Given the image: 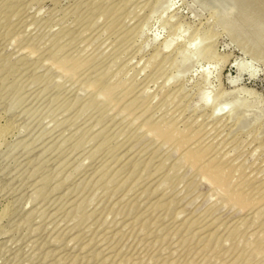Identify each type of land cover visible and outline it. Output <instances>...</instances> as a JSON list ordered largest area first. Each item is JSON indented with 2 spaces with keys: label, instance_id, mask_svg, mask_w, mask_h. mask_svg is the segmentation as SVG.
I'll return each mask as SVG.
<instances>
[{
  "label": "rangeland",
  "instance_id": "374dc122",
  "mask_svg": "<svg viewBox=\"0 0 264 264\" xmlns=\"http://www.w3.org/2000/svg\"><path fill=\"white\" fill-rule=\"evenodd\" d=\"M0 125V264H264V0H0Z\"/></svg>",
  "mask_w": 264,
  "mask_h": 264
},
{
  "label": "bare ground",
  "instance_id": "6f19581e",
  "mask_svg": "<svg viewBox=\"0 0 264 264\" xmlns=\"http://www.w3.org/2000/svg\"><path fill=\"white\" fill-rule=\"evenodd\" d=\"M61 61H63V60H61ZM61 63H63V62H61ZM63 65V64H62ZM105 74V73H104ZM106 75V74H105ZM99 86V85H98ZM5 127V126H4ZM4 127L3 126H1L0 125V137L3 135V133H4V130H6V129H4ZM6 128V127H5ZM10 130V129H9Z\"/></svg>",
  "mask_w": 264,
  "mask_h": 264
}]
</instances>
